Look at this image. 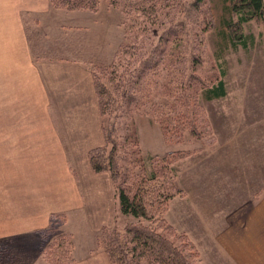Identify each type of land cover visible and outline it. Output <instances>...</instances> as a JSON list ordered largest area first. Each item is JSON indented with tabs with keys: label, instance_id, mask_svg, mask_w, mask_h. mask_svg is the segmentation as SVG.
<instances>
[{
	"label": "crops",
	"instance_id": "1",
	"mask_svg": "<svg viewBox=\"0 0 264 264\" xmlns=\"http://www.w3.org/2000/svg\"><path fill=\"white\" fill-rule=\"evenodd\" d=\"M104 8L88 12L54 7L51 0H0V240L34 250L28 241L39 239L53 213L66 214L64 225L81 218L94 234L113 217L109 174L94 172L88 159L89 150L104 144L91 67L73 58H47L74 53L80 28ZM217 118V112L208 113L212 142L198 140L202 147L184 158L202 155L221 137L213 160L186 167L187 216L200 209L208 216L187 234L199 249V264H264V134L221 129ZM237 156L255 165L258 181L250 193L243 185L232 187L230 163ZM228 196L232 208L216 227L211 212ZM62 230L76 240L70 227ZM93 256L77 255L73 264Z\"/></svg>",
	"mask_w": 264,
	"mask_h": 264
},
{
	"label": "trees",
	"instance_id": "2",
	"mask_svg": "<svg viewBox=\"0 0 264 264\" xmlns=\"http://www.w3.org/2000/svg\"><path fill=\"white\" fill-rule=\"evenodd\" d=\"M103 1L108 7L122 9L126 16L134 10L145 22L153 23L163 7L157 0H51V4L98 12ZM168 1L171 12L176 0ZM205 2L190 0L191 9L188 11L187 4L185 18L171 22L168 29L155 26L151 40L135 34L131 38L127 33L128 41L119 45L110 64L91 67L104 144L89 150V163L94 172L109 174L120 210L130 216L123 231L102 228L103 249L111 264H199L200 253L193 241L165 215L171 200L182 193L175 183L173 165L190 151L181 149L147 158L138 141L118 132L116 120L134 113L148 115L160 123L166 141L189 130L194 139L206 144L209 120L199 100L201 93L207 99L226 95L225 68L220 70L205 41L204 33L215 28V21L203 19L194 44L187 27V39L180 37L174 47L170 45L175 42L172 36H179L182 23L187 25L198 18ZM226 4L231 15L226 20L228 32H223L226 42L231 40L245 48L251 45L244 28L252 21L262 25L264 36V0H228ZM212 140L211 135L209 143ZM65 217V213H53L49 225L40 230L43 258L48 264H73L77 260L71 233L58 234L52 240L49 237Z\"/></svg>",
	"mask_w": 264,
	"mask_h": 264
},
{
	"label": "rangeland",
	"instance_id": "3",
	"mask_svg": "<svg viewBox=\"0 0 264 264\" xmlns=\"http://www.w3.org/2000/svg\"><path fill=\"white\" fill-rule=\"evenodd\" d=\"M189 1L190 0H176L170 12L167 6L170 4L168 0H157V3L163 7L159 11V14L157 13V19L154 23L152 21L145 22L144 16L141 13L137 14L134 10L126 16L122 9L118 7H108L103 1L102 4H105L106 8L109 10L104 8L97 14L93 13V19L89 20L86 26L80 28L76 41L77 50L75 49L76 51L74 53L65 52L64 55H49L47 58H57L56 56H61V58H73L83 65L93 68H95L96 65H108L114 60L119 45L128 41L127 33L131 35V38L133 34H135L139 39L151 40L153 37L152 29L155 26H167L168 29L171 22L176 19L185 18L187 4L188 11L191 9V5L188 3ZM227 1L228 0H206L200 12L197 13L199 20L198 18L192 20L187 25L182 23L180 27L181 31L178 36L179 38L172 36L175 42L170 45L174 47L178 43L180 37L187 39V27L194 44L201 34L204 25L203 19L215 21V28L204 33L205 41L208 44V49L213 55V59L215 58V63H219L220 70L224 67L225 71L228 72L226 77L228 90L225 96L214 98L210 101H207L204 93H201L199 98L200 103L205 108L207 116L208 113H218V120L216 121L220 122L219 128H230L236 133L245 129H251L258 137H261L262 134H264V36L260 34L262 27L255 22L245 24V33L249 35V41L247 42L251 43V45L249 44L246 48L242 46V44L234 45L231 40L226 42L225 31L228 32L226 20L231 19L229 10L226 8L228 7L226 4ZM88 12L90 11L88 10ZM131 14L135 16H131ZM124 20L127 23L126 26ZM149 20L153 19L150 18ZM223 32L225 34H223ZM250 33H254L255 41L250 39ZM164 39L165 35L161 39L162 46H164ZM157 40H159V38H157ZM199 40L200 39L197 41L199 42ZM183 44L185 45V42H183ZM133 47H135V45H133ZM148 121H150V123ZM216 121H213V123L215 124ZM116 124L118 125L119 133L128 134L133 141H138V143L139 141L141 142L144 152H142V155L147 158L152 155L161 156L170 151L181 149L193 150L198 146L202 147V143L194 139L189 130H186L182 134L175 135L178 137L177 139L166 141L163 135L164 133L159 125L160 123L153 120V118L148 115L134 113L131 117L125 116L118 118ZM207 130L208 133L205 137L206 145L209 144L211 135L213 137L210 123L209 126L206 127V132ZM220 142L221 137H217L215 146H218ZM256 144H259L257 139ZM215 146H213V148H211V146L204 147L203 151H200L202 155L196 156L191 161L189 158H183L173 165L175 183L182 190V194L176 195V198L174 197L171 200L169 209L165 215L168 222L173 224L181 233L184 232L187 234L190 228L197 230L200 226H203V220L208 222V216L204 215L203 209H200L198 212L195 211L194 214L191 213V217L187 216L185 208L186 199L183 194L186 187L187 165H191L192 162L197 159H204L206 162L208 159L213 160L215 158ZM121 154L124 153L121 152ZM223 163L224 162H220L219 165L222 166ZM230 165L232 187L237 183L238 187L243 185L246 192L250 193L254 183L258 181L257 172L252 160L242 159L237 156L236 158H232ZM224 168L221 173L226 171ZM114 198L115 207L113 217L111 220H108V223H104L101 227L99 226L100 228L98 227L99 230L96 234L86 230L85 226L81 223V218H77L64 225V222L67 220L66 216V219L61 220L59 223V225H61L60 228L55 229V232L49 236L50 240L57 237L58 234H70L71 232L62 230V227H70L75 232L76 237V240H74L73 237L74 255L76 258L77 255L81 256L93 251L94 256L83 264H111L103 249L104 244L101 240L102 228L106 226L108 228H115L123 231L130 220V216L121 212L118 199L115 196ZM232 204L233 200L228 196L227 200L221 201V204L211 212L213 214L211 218H214V226L219 227L221 225V217H224L232 208ZM70 236H73L72 233ZM35 240L28 241L27 243L28 246L34 243V250H29L27 247L25 248V246L22 247L21 245L16 246L8 240H0V264H48L43 258L42 235L39 236V239L36 238ZM196 240L200 242L197 238ZM75 241L77 244L76 251Z\"/></svg>",
	"mask_w": 264,
	"mask_h": 264
}]
</instances>
